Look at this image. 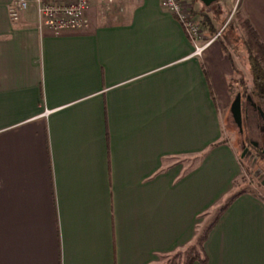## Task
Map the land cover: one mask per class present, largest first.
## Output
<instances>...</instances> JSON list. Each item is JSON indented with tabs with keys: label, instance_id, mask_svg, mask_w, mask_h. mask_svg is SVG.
Wrapping results in <instances>:
<instances>
[{
	"label": "crops",
	"instance_id": "0c3cea01",
	"mask_svg": "<svg viewBox=\"0 0 264 264\" xmlns=\"http://www.w3.org/2000/svg\"><path fill=\"white\" fill-rule=\"evenodd\" d=\"M14 1L0 0V264H157L226 205L207 264H264V199L230 202L242 166L222 142V46L193 56L160 0L59 36L35 0L11 21ZM213 5L264 42V0Z\"/></svg>",
	"mask_w": 264,
	"mask_h": 264
},
{
	"label": "rangeland",
	"instance_id": "374dc122",
	"mask_svg": "<svg viewBox=\"0 0 264 264\" xmlns=\"http://www.w3.org/2000/svg\"><path fill=\"white\" fill-rule=\"evenodd\" d=\"M139 0H113L112 3H103L101 0H89L88 10L84 15L88 23L90 20L96 25H111L120 24L127 21L129 14L138 5ZM187 9L192 11L194 8L198 12H203L207 14L214 13L215 7L206 8L198 0H183ZM229 13L227 16H223L219 22H215L216 30H221L223 23L229 25L233 20V24L230 25L222 35V43L226 48L229 49L228 53L232 57V63L236 68V72L233 69L231 60L232 76L229 80L234 81L235 92L232 97V104L234 103L236 96L244 93V88L239 86V80L250 79L251 69L250 63L247 61L246 53L241 47L239 40L242 38V30L234 23L235 13L226 10ZM195 18V17H194ZM225 21L223 22V20ZM197 22H202L201 18L196 17ZM223 24V25H222ZM88 26V25H87ZM87 30V29H86ZM203 30V36L206 37L207 33ZM221 46L223 45L218 42ZM239 74V75H238ZM232 104L230 108L232 107ZM241 109H242V125L241 128L233 121V115L231 109L228 108L222 113L223 122V144H228L233 147L237 152L239 159L241 161L242 169L241 174L236 182H234V194L238 193H252L254 195L260 196L264 199V186L262 181H264V155L262 153L264 149V120L260 117L257 110L252 108V104L248 103L247 97L241 99ZM256 145V146H255ZM217 213H213L210 219L207 221L209 225L213 223L212 221L216 218ZM208 225V226H209ZM206 227L203 229V231ZM191 246V245H190ZM189 248L187 246L185 249L180 250L182 254ZM176 252V253H178ZM160 257L157 264H170L173 256L176 254Z\"/></svg>",
	"mask_w": 264,
	"mask_h": 264
},
{
	"label": "trees",
	"instance_id": "16d2710c",
	"mask_svg": "<svg viewBox=\"0 0 264 264\" xmlns=\"http://www.w3.org/2000/svg\"><path fill=\"white\" fill-rule=\"evenodd\" d=\"M211 7H215V10H213L214 13L211 12L210 15L207 13L198 12L194 8L190 12L193 17L201 18L202 22H200V26L202 29H204V32L207 33L205 40H210L212 39V37L214 38L217 34L220 33L217 42L221 41L222 43V35H224L228 27L233 24V20L229 25L223 23L224 25L222 24L223 26L221 30H216L215 22H219L220 20H222L221 18L223 16H227L229 13H227L226 11H221V9H218L216 5H213ZM234 17V23H236L239 29L242 30L241 34L243 36L239 40V43L246 53V59L250 63L251 69V71H249L251 72L249 80L243 78L238 81L239 86L244 88V93L240 94V97L241 99L247 97V100L249 97L250 101L248 100V103L251 104V102H254V104L256 105L255 108H257L259 114L261 111L263 117L261 116V114L260 117H262V119L264 120V42L260 38L259 34H257V31L254 29L251 22H248V19L241 12H237ZM224 21L225 19L223 20V22ZM221 48H223L225 55H227V57L229 58L228 60H231L232 57L228 53L229 49L226 48L224 44ZM232 62L233 61L231 60V63ZM232 66L235 70L234 72H236V68L233 63ZM228 85L231 95L233 96V93L235 92L234 81L230 80ZM242 194L243 193L233 194L230 202L234 201V199ZM227 206L228 205L220 208L216 218L212 221L213 223H211L202 233H200L196 241L191 246H189V248H187L185 253H176L173 256L170 264H207L208 259L204 251V243L206 242L208 233L213 228L216 220L226 210L225 207Z\"/></svg>",
	"mask_w": 264,
	"mask_h": 264
},
{
	"label": "built area",
	"instance_id": "2783aa9c",
	"mask_svg": "<svg viewBox=\"0 0 264 264\" xmlns=\"http://www.w3.org/2000/svg\"><path fill=\"white\" fill-rule=\"evenodd\" d=\"M103 3H112L113 0H101ZM161 7L172 14L185 32V37L194 46L195 57H202L208 47L217 42V34L210 40H205L203 30L192 16L183 0H160ZM89 0H35L38 7L39 30L59 36L69 33L83 32L88 28L85 14ZM29 0H15L9 6V19L17 22L22 13L30 8Z\"/></svg>",
	"mask_w": 264,
	"mask_h": 264
},
{
	"label": "water",
	"instance_id": "95a60500",
	"mask_svg": "<svg viewBox=\"0 0 264 264\" xmlns=\"http://www.w3.org/2000/svg\"><path fill=\"white\" fill-rule=\"evenodd\" d=\"M206 7L211 6L213 3H215L216 0H200ZM248 100L250 101L249 97ZM252 104V108L257 110L256 105L254 104V102H251ZM242 105H241V97L238 94L236 96V99L234 101V103L232 104L231 109V113L233 115L234 118V122L238 125L239 128H241L242 125V109H241ZM261 114V111H260ZM261 116L263 117V115L261 114ZM263 155H264V149L262 151ZM262 185L264 186V181H262Z\"/></svg>",
	"mask_w": 264,
	"mask_h": 264
},
{
	"label": "flooded vegetation",
	"instance_id": "af4514ba",
	"mask_svg": "<svg viewBox=\"0 0 264 264\" xmlns=\"http://www.w3.org/2000/svg\"><path fill=\"white\" fill-rule=\"evenodd\" d=\"M256 146V145H255Z\"/></svg>",
	"mask_w": 264,
	"mask_h": 264
}]
</instances>
